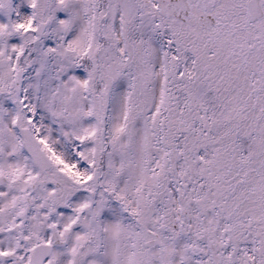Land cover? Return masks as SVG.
Segmentation results:
<instances>
[{
    "label": "snow or ice",
    "instance_id": "1",
    "mask_svg": "<svg viewBox=\"0 0 264 264\" xmlns=\"http://www.w3.org/2000/svg\"><path fill=\"white\" fill-rule=\"evenodd\" d=\"M0 264H264V0H0Z\"/></svg>",
    "mask_w": 264,
    "mask_h": 264
}]
</instances>
